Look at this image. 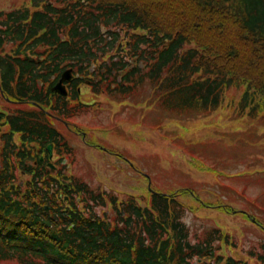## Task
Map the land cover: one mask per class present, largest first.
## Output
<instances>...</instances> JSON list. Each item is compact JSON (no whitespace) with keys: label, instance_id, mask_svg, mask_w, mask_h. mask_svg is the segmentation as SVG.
<instances>
[{"label":"trees","instance_id":"obj_1","mask_svg":"<svg viewBox=\"0 0 264 264\" xmlns=\"http://www.w3.org/2000/svg\"><path fill=\"white\" fill-rule=\"evenodd\" d=\"M33 5L0 10V88L15 101L9 112L0 109V125L8 126L0 134V260L264 264V240L239 257L224 251L225 243L245 247L233 231L217 225L193 236L186 213L215 204L193 189L123 196L97 191L83 176L67 177L65 165L50 167L46 152L50 142L60 152L69 150L57 117L96 104L81 97L80 106L69 105L52 90L54 77L70 66L79 74L76 92L84 79L97 96L112 98L147 87L164 109L176 113L215 110L229 87L246 84L241 111L247 106L250 115L264 120V0H33ZM224 204L225 211L234 208Z\"/></svg>","mask_w":264,"mask_h":264},{"label":"rangeland","instance_id":"obj_2","mask_svg":"<svg viewBox=\"0 0 264 264\" xmlns=\"http://www.w3.org/2000/svg\"><path fill=\"white\" fill-rule=\"evenodd\" d=\"M25 4L35 7L33 0H0V10ZM244 87L227 89L215 110L176 113L157 103L147 87L135 91L129 102H122L107 94L97 98L84 86L85 99H95L99 105L75 120L91 129L89 133L94 131L100 144L111 151H124L137 168H144L153 190L169 193L188 187L206 200L227 202L254 213L264 224V123L249 119L247 106L240 112ZM59 127L76 148L72 173L83 176L98 191L120 195L150 191L148 179L139 176L121 156L95 147L92 133L83 137L64 125ZM185 220L193 236L215 225L233 231L236 239L243 238L246 248L225 243L224 251L229 253L228 249L239 257L264 240V230L242 213L203 207L198 213L188 211ZM0 264L22 263L0 260Z\"/></svg>","mask_w":264,"mask_h":264},{"label":"flooded vegetation","instance_id":"obj_3","mask_svg":"<svg viewBox=\"0 0 264 264\" xmlns=\"http://www.w3.org/2000/svg\"><path fill=\"white\" fill-rule=\"evenodd\" d=\"M75 80L72 82V83H68V86H69V88H70V90H69V94L67 95V96H64V97H66L69 101H71V100H73L75 103L77 102V103H79L80 104V102H81V100H80V89H79V84H78V91L76 92V91H74V84H75ZM77 93V96H76V98H74V99H72V95L73 94H76ZM69 130L71 131V132H74V133H76V134H80L81 133V130L80 129H76V124H74V126H70L69 125ZM100 143H94V145H99ZM112 152V151H111ZM112 153H115V152H112ZM119 154V153H118ZM65 174H64V172H63V176H64Z\"/></svg>","mask_w":264,"mask_h":264},{"label":"water","instance_id":"obj_4","mask_svg":"<svg viewBox=\"0 0 264 264\" xmlns=\"http://www.w3.org/2000/svg\"><path fill=\"white\" fill-rule=\"evenodd\" d=\"M71 76V70H67L64 72L62 78L60 79V81L57 83V85L54 87L58 92H62V93H67V88L66 86L63 84L65 79L70 78ZM48 149L50 151V155L52 156V150H53V145L50 144L48 146Z\"/></svg>","mask_w":264,"mask_h":264}]
</instances>
